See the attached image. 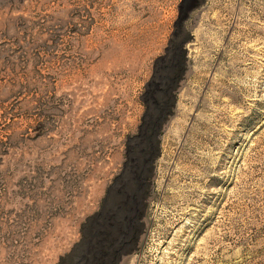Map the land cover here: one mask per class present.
I'll return each instance as SVG.
<instances>
[{
  "label": "rangeland",
  "instance_id": "rangeland-1",
  "mask_svg": "<svg viewBox=\"0 0 264 264\" xmlns=\"http://www.w3.org/2000/svg\"><path fill=\"white\" fill-rule=\"evenodd\" d=\"M183 0H0V264H59L119 173ZM126 264H264V0H203Z\"/></svg>",
  "mask_w": 264,
  "mask_h": 264
},
{
  "label": "flooded vegetation",
  "instance_id": "flooded-vegetation-1",
  "mask_svg": "<svg viewBox=\"0 0 264 264\" xmlns=\"http://www.w3.org/2000/svg\"><path fill=\"white\" fill-rule=\"evenodd\" d=\"M203 0H183L164 61L154 69L146 89V109L137 135L126 144L119 173L105 187L95 209L81 218L77 240L59 264H126L136 254L146 232L154 163L159 156V136L175 106V92L184 77L186 51L182 23Z\"/></svg>",
  "mask_w": 264,
  "mask_h": 264
}]
</instances>
